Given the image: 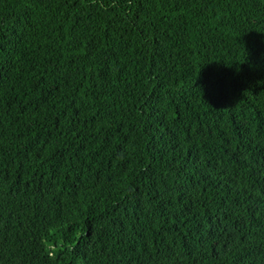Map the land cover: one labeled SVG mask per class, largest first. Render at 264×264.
I'll return each instance as SVG.
<instances>
[{"label": "trees", "instance_id": "trees-1", "mask_svg": "<svg viewBox=\"0 0 264 264\" xmlns=\"http://www.w3.org/2000/svg\"><path fill=\"white\" fill-rule=\"evenodd\" d=\"M0 264H264V0H0Z\"/></svg>", "mask_w": 264, "mask_h": 264}]
</instances>
